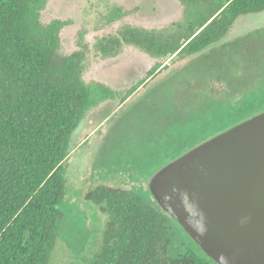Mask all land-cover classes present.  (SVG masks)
Returning a JSON list of instances; mask_svg holds the SVG:
<instances>
[{
  "label": "trees",
  "instance_id": "16d2710c",
  "mask_svg": "<svg viewBox=\"0 0 264 264\" xmlns=\"http://www.w3.org/2000/svg\"><path fill=\"white\" fill-rule=\"evenodd\" d=\"M180 1L185 9L183 22L160 32L126 26L119 37L106 39L109 44L103 46V52L111 53L121 43H128L157 58L192 56L221 40L238 16L264 11V0ZM47 2L0 0V264H48L63 220L64 162L73 148L71 135L88 111L109 99L123 102L136 88L120 93L102 82H84L81 54L60 52L63 22L53 19L45 24L40 20ZM121 14L114 8L108 18L114 21ZM247 48H226L210 57L216 59L211 65L204 58L203 66L214 69L233 64L235 53ZM215 84L212 80L210 86ZM238 86L245 91L234 93L225 86L220 98L211 95L204 105L197 101L199 110L214 112L222 107L244 112L201 141L264 110L263 106L245 112L261 97L259 83L238 81ZM150 174L144 188L151 200L122 185L99 184L86 192V199L108 218L99 247L87 264H218L157 204L147 188ZM170 220L197 248H178L172 243Z\"/></svg>",
  "mask_w": 264,
  "mask_h": 264
},
{
  "label": "rangeland",
  "instance_id": "374dc122",
  "mask_svg": "<svg viewBox=\"0 0 264 264\" xmlns=\"http://www.w3.org/2000/svg\"><path fill=\"white\" fill-rule=\"evenodd\" d=\"M114 8L122 14L110 21L108 15ZM53 19L63 22L60 52L81 54L84 82H102L120 93L136 85L125 101L109 99L88 111L71 135L73 148L64 162L63 220L48 264H87L99 247L108 219L86 199L90 188L130 186L151 200L144 188L148 174L244 113L238 108L199 110L197 101L204 105L213 95L220 98L225 86L234 93L245 91L238 86L243 81L259 83L261 95L245 112L264 106V11L238 16L221 40L184 58H157L128 43L111 53L102 50L109 44L106 39L119 37L126 26L160 32L183 22L185 9L180 0H48L40 20L46 24ZM241 45L248 48L235 53L233 64L214 69L203 66L206 58L211 65L216 59L210 57ZM169 224L176 247L197 248L175 221Z\"/></svg>",
  "mask_w": 264,
  "mask_h": 264
},
{
  "label": "water",
  "instance_id": "95a60500",
  "mask_svg": "<svg viewBox=\"0 0 264 264\" xmlns=\"http://www.w3.org/2000/svg\"><path fill=\"white\" fill-rule=\"evenodd\" d=\"M147 188L216 263L264 264V110L164 163Z\"/></svg>",
  "mask_w": 264,
  "mask_h": 264
}]
</instances>
